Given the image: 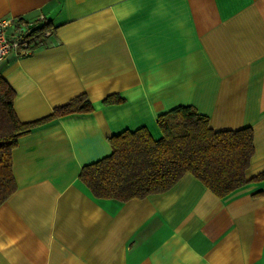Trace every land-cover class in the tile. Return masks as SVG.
I'll use <instances>...</instances> for the list:
<instances>
[{
    "label": "crops",
    "instance_id": "crops-1",
    "mask_svg": "<svg viewBox=\"0 0 264 264\" xmlns=\"http://www.w3.org/2000/svg\"><path fill=\"white\" fill-rule=\"evenodd\" d=\"M42 16V19L39 17ZM46 24L0 75L21 121L85 93L91 112L20 136L15 191L0 205V264H264V181L216 196L186 172L168 190L96 198L81 168L109 137L180 104L214 130L251 127L248 176L264 169V0H0V18ZM45 30V29H44ZM118 94L120 103H103Z\"/></svg>",
    "mask_w": 264,
    "mask_h": 264
},
{
    "label": "trees",
    "instance_id": "trees-1",
    "mask_svg": "<svg viewBox=\"0 0 264 264\" xmlns=\"http://www.w3.org/2000/svg\"><path fill=\"white\" fill-rule=\"evenodd\" d=\"M48 26L37 29L42 32ZM15 90L0 75V205L15 191L12 150L20 136L49 121L74 112H91L85 93L31 121H21L14 110ZM111 94L103 103H120ZM161 137L154 139L144 126L125 129L109 137L111 153L81 168L79 179L96 198L123 202L170 189L189 172L218 197L229 195L250 182L264 181V169L248 176L254 155L251 127L214 130L209 118L193 105L180 104L156 117ZM264 194L258 188L253 196Z\"/></svg>",
    "mask_w": 264,
    "mask_h": 264
},
{
    "label": "built area",
    "instance_id": "built-area-1",
    "mask_svg": "<svg viewBox=\"0 0 264 264\" xmlns=\"http://www.w3.org/2000/svg\"><path fill=\"white\" fill-rule=\"evenodd\" d=\"M50 32V29L40 32L35 22L21 18H0V61L13 50L21 54L30 52L40 42L41 33L48 35Z\"/></svg>",
    "mask_w": 264,
    "mask_h": 264
}]
</instances>
